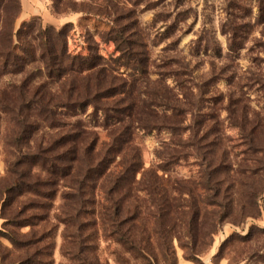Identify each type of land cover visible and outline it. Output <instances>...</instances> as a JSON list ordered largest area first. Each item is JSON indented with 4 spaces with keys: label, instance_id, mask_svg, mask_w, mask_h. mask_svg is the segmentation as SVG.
<instances>
[{
    "label": "trees",
    "instance_id": "16d2710c",
    "mask_svg": "<svg viewBox=\"0 0 264 264\" xmlns=\"http://www.w3.org/2000/svg\"><path fill=\"white\" fill-rule=\"evenodd\" d=\"M52 1L55 13L72 10L110 18V0L95 8L85 5L87 1L80 6L74 0ZM231 5L239 12L244 10L239 2ZM21 11V0H0V121L5 123L3 137L12 157L6 175L0 178V242L7 239L23 252L13 264H53L48 259V225L58 194L62 204L56 218L65 226L62 254L73 264L102 263L97 245L100 236L145 264H153L150 247L155 240L164 259H170L171 233L182 223L189 237L184 247L193 250L196 235L191 226L199 220L201 208H221L215 198L223 195L224 208L217 212L223 220L231 210L234 186L253 184L243 181L246 172L263 178L264 119L245 105L233 108L243 97L230 96L226 109L230 116L239 113L241 145L251 163L234 168L230 162L233 146L225 143L215 111H199L193 116L194 124L179 125L178 117L190 111L181 107L182 93L167 80L175 77L180 92L191 85L180 79L179 71H160L157 79L152 78L149 43L138 37L131 11L114 6V25L100 32L98 41L91 36V44L78 51L70 48L76 31L73 22L43 26L34 17L16 29ZM187 12H179L181 20L187 19ZM235 19L223 29L226 55L233 59L244 46L242 24ZM207 42L204 49L212 48L219 56L221 49L214 40ZM100 43H113V51L103 53ZM218 80L212 77L207 84L215 85ZM88 108H92L90 122L84 123L80 117ZM98 126L107 131L106 139L101 140ZM155 130L176 135L189 130L190 139L184 144L201 155L204 190L207 193L209 185L217 182L227 183L226 191L218 189L214 197L206 194L196 202L190 201V190L188 197L176 181H166L160 170H169L182 157L175 141L162 143L160 163L146 168L142 147L135 139L139 132ZM248 189V202L256 206L258 194ZM0 254L3 261L8 253Z\"/></svg>",
    "mask_w": 264,
    "mask_h": 264
},
{
    "label": "rangeland",
    "instance_id": "374dc122",
    "mask_svg": "<svg viewBox=\"0 0 264 264\" xmlns=\"http://www.w3.org/2000/svg\"><path fill=\"white\" fill-rule=\"evenodd\" d=\"M42 1L46 7H42L40 14L34 17L43 26L50 23L61 27L64 23L72 21L76 31L70 39V48L77 51L84 50L88 46L90 43L88 39H91V36L94 42L98 41V34L114 25V6L125 12L131 11V22L136 21L138 37L140 39L144 37L149 43L152 78L157 79L160 71H179L180 79L185 84L191 85L189 89L185 88L180 92V82L176 81L175 77L167 80L171 87L175 86L177 92L182 93L181 107L190 111L186 113V117H178V121H182L179 125L194 124L193 116L195 114L198 116L199 111H215L219 121V131L225 143L233 146L231 164L234 168H237L239 163L251 164L247 159L248 156L243 153L244 147L241 145V131L237 126L240 122L239 113L230 116L226 107L230 96L234 99L242 96V102L234 104L233 108L241 109L245 105L250 111L260 114V119H264V0H110L109 19L86 15L83 11L68 10L55 13L52 0ZM74 1H78V6L83 3L82 1H87L85 5L89 3L94 8L104 3V0ZM237 2L243 5L244 10L239 12L232 7L234 5L231 4ZM186 10L187 19L181 20L182 14L179 12ZM260 15L262 18L258 20ZM234 16L238 18L235 19L236 22L242 24L244 43V46L238 50L237 59L226 55L228 41L223 30L225 24ZM156 18L158 21L155 22ZM18 26L19 23L16 22L15 28L17 29ZM210 38L214 40L216 47L221 49L219 56L214 55L212 48L204 49L209 45L207 39ZM100 49L103 53L109 54L113 51L114 45L100 43ZM212 77L218 78V82L215 85L207 84ZM91 113L92 108H88L80 119L84 123L90 122ZM4 129L5 123L1 120L0 178L6 175L7 161L12 158L9 146L3 137ZM96 130L101 140L107 138V131L102 127L98 126ZM139 133L135 140L142 147L146 168L157 167L160 163L158 152L163 151L162 143L175 141V148L182 157L170 164L169 170L165 172L160 170V173L166 181H176L175 184L188 195L190 190L192 192L190 201H203L206 194L214 197L218 189L226 191L227 183L221 185L217 182L209 185L211 190L207 193L204 190L202 177H204L205 165L201 155L193 147L184 144L190 139L189 130L179 135L172 134L168 130ZM246 173L247 177L245 176L243 181L253 184L234 186L231 195L232 204L229 205L231 210L227 218L223 217L222 220L217 217V212L221 208L223 210L226 202L222 198L223 195L215 198V201L222 205L221 208L211 206L206 210L199 206L200 218L191 226L192 233L196 235L193 250L190 249L192 247H184L189 237L187 225L182 223L172 230L170 259H164L160 246L155 240L152 241L150 249L153 253V264H264V176L258 180L257 177H252L251 172ZM248 188L258 194L256 206L248 202L247 194L250 192ZM61 204L62 199L58 194L49 215L48 227H51V237L47 242L48 259H53V264H73L62 254L65 226L56 218L60 213ZM181 219L185 223V218ZM2 222L0 218V227ZM151 227L152 225H149V228ZM97 245L101 264H145L140 259L130 257V254L110 239L100 236ZM193 251L198 254L194 256ZM0 252L8 253L3 261L0 258V264H13L23 255V252L15 250L7 239L1 240Z\"/></svg>",
    "mask_w": 264,
    "mask_h": 264
},
{
    "label": "crops",
    "instance_id": "0c3cea01",
    "mask_svg": "<svg viewBox=\"0 0 264 264\" xmlns=\"http://www.w3.org/2000/svg\"><path fill=\"white\" fill-rule=\"evenodd\" d=\"M21 4H22V11L16 20V22H18L19 25L21 22L25 20L34 18V16L40 14L39 11L41 10L42 7L43 8L46 7L44 6V1L42 0H21ZM68 22H72V21H68Z\"/></svg>",
    "mask_w": 264,
    "mask_h": 264
}]
</instances>
